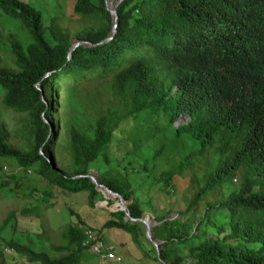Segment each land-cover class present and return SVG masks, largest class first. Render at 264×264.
I'll return each mask as SVG.
<instances>
[{
    "label": "trees",
    "instance_id": "1",
    "mask_svg": "<svg viewBox=\"0 0 264 264\" xmlns=\"http://www.w3.org/2000/svg\"><path fill=\"white\" fill-rule=\"evenodd\" d=\"M59 3L63 13L89 17L91 24L70 31L61 15L45 14L38 1L0 0V14L26 34L23 39L8 31L2 44L13 66L0 64V105L25 112L22 122L29 130L21 148L8 141L0 123V159L68 191L85 190L89 205L104 199L109 217L101 227L128 230L135 238L141 222L123 219L116 196L104 198L87 176H76L95 168L98 180L127 200L131 216L151 213L167 264H264V0H119L115 31L103 42L98 41L111 19L104 0ZM71 34L90 44H76L67 56ZM92 76L102 77L95 98L102 96L104 103L77 114L66 94L74 88L67 87ZM142 111L161 115L166 124L143 157L137 154L140 136L129 138L140 161L144 198L117 158L108 157L119 123L136 121ZM181 112L188 118L174 124ZM60 119L68 172L53 153ZM14 183L17 193L32 197L20 213L38 215L50 191L28 184L24 191L20 181ZM153 194L161 195L154 200ZM169 213L174 215L164 218ZM13 215L9 209L0 217V232ZM80 223H65L56 244L41 232L24 231L19 240L9 236L0 247V264H7L4 248L35 264L100 257L84 232L90 226Z\"/></svg>",
    "mask_w": 264,
    "mask_h": 264
},
{
    "label": "rangeland",
    "instance_id": "2",
    "mask_svg": "<svg viewBox=\"0 0 264 264\" xmlns=\"http://www.w3.org/2000/svg\"><path fill=\"white\" fill-rule=\"evenodd\" d=\"M41 4L45 14L56 13L70 31L81 27L89 26L91 24L90 18L80 17L79 15L70 16L66 13V9L59 3L60 0H35ZM8 31H16L23 39L26 34L23 29L17 27L15 21L5 18L0 14V64L8 67L13 65L10 62V56L6 48H2V44L8 40ZM74 38L73 34L70 39ZM102 77L92 76L87 80L81 81L75 85H70L67 89V97L70 99L71 106L73 105L76 113L79 114L81 109L88 108V113L93 112V108L98 109L103 105L102 96L99 100L95 96L99 95L96 88L100 86ZM64 86H60L61 97L64 95ZM72 96V98L70 97ZM76 105H75V104ZM79 107V108H78ZM82 107V108H81ZM59 108V107H58ZM56 107V110H60ZM26 116L25 112H16L11 109H5L0 105V123L7 129L8 141L18 147H23L29 137V130L23 124V117ZM59 117L63 115L59 114ZM45 119V118H44ZM184 120L186 118H183ZM65 121L60 119L59 130L60 132L57 140L53 143V153L56 158V164L62 170L68 172L70 169V158L68 153V138L64 134ZM87 126L89 121L86 120ZM175 124V122H174ZM165 119L161 115L154 113L148 114L147 111L139 112L136 121L132 118H127L122 123H119L117 128L112 133L109 141L108 157H116L118 161V168L120 171H127L131 186H133L137 194L145 197L147 192L144 183L141 182L142 174L138 172L139 158L149 154L155 146V138L160 137L165 132ZM139 137L140 146L137 149V154L133 152L132 144L129 138L132 136ZM137 142V143H138ZM129 160L131 163H128ZM110 165L114 164L113 161L109 162ZM98 178V172L95 168L87 169ZM7 175H13L9 178L8 182H4L2 178ZM239 175L234 176V181L237 182ZM0 181L2 186L0 188V217L3 216L7 210L13 209L14 215L5 225L0 232V247L5 244V240L12 236L16 239L23 237L24 231L41 232L46 240L56 244L59 241V232L65 223L68 221H79L80 224L92 226L101 230L102 237L114 245V251L120 257L119 260H104L100 261L97 257L91 259H83L75 264H158L154 248L147 238H145L142 231L144 226L139 223L138 230L136 231L135 238L131 231L124 230L118 227H101V223L109 217L108 208L106 203L89 205L86 199V191H68L55 184L48 183L43 177L34 173L30 168H23L15 161L0 159ZM15 181H20V187L26 191L30 186H38L46 188L50 191L47 205H38V215L22 214L19 209L24 202H30L32 197L22 196L16 192ZM15 189H12L14 188ZM180 191L176 193L179 195ZM161 194H153V199ZM155 196V197H154ZM177 207V205H175ZM146 212H144L145 214ZM173 214V213H170ZM174 215V214H173ZM165 218V216H164ZM138 222V221H137ZM45 243V241H44ZM45 245V244H44ZM57 253V252H55ZM3 256L7 264H35L34 262H27L23 256L13 252L10 249L4 248ZM159 261V260H158Z\"/></svg>",
    "mask_w": 264,
    "mask_h": 264
},
{
    "label": "water",
    "instance_id": "3",
    "mask_svg": "<svg viewBox=\"0 0 264 264\" xmlns=\"http://www.w3.org/2000/svg\"><path fill=\"white\" fill-rule=\"evenodd\" d=\"M118 1L119 0H115V1H113V0H104L105 8L108 9V11L110 13V17H111V19H110V29H109L108 34L105 37H103L102 39H100L98 42H103V41L109 39L112 36V34L114 33V31H115V25H116V22H117V20H116L117 19V13H116V10H115V5H116V3ZM81 42L90 44V42L88 40H80V39L72 38L71 41H70V45H69V47L67 49V56H69L70 50L76 44L81 43ZM186 116L187 115H185L183 113H180L178 115V117L174 120L175 124L178 123V122H181L182 119L184 117H186ZM43 119H44V117H43ZM81 175L87 176L93 182L95 188L102 192V195H103L104 198L111 197V196H116L117 197L118 202H119V204L121 206V209L123 210V219H128V220H131V221L138 220V221H140L143 224V226H144V229H143L144 236L152 244V246L154 248V251H155V256H156L157 260H159L160 262H162L164 264H167V261L164 260V258L160 254V245H161L162 239L157 238L156 236H154L153 235V231L151 230V226L156 222L154 217L152 215H150L149 212H146L144 214V216H137V217L131 216L129 214L128 210H127V207H126V204H125V200L122 198V195L120 193L110 189L103 182H100L98 180V178L96 177V175H94L91 172L76 174V176H81ZM104 203H105L104 199H101V200L95 202V204H104ZM171 216H173V214H168V215L165 216V218L166 217H171Z\"/></svg>",
    "mask_w": 264,
    "mask_h": 264
},
{
    "label": "built area",
    "instance_id": "4",
    "mask_svg": "<svg viewBox=\"0 0 264 264\" xmlns=\"http://www.w3.org/2000/svg\"><path fill=\"white\" fill-rule=\"evenodd\" d=\"M84 232L86 237L91 242L89 243V247L92 251L98 253V255L102 258L107 259H116L119 260L120 257L117 254H114L112 251V244L106 242L101 236L93 230L91 227L84 228Z\"/></svg>",
    "mask_w": 264,
    "mask_h": 264
},
{
    "label": "clouds",
    "instance_id": "5",
    "mask_svg": "<svg viewBox=\"0 0 264 264\" xmlns=\"http://www.w3.org/2000/svg\"><path fill=\"white\" fill-rule=\"evenodd\" d=\"M181 113H183V114H185V115H187L186 113H184V112H181ZM178 117V116H177ZM184 118H188V115L186 116V117H184ZM182 121H184V119H182ZM129 200V199H128ZM126 201L127 200H125V204H126ZM145 212H148V211H145ZM150 213V212H149ZM170 214V213H169ZM150 215H151V213H150ZM142 216H144V214L142 215ZM172 217V216H171ZM134 221H138V220H134ZM146 238V237H145Z\"/></svg>",
    "mask_w": 264,
    "mask_h": 264
},
{
    "label": "crops",
    "instance_id": "6",
    "mask_svg": "<svg viewBox=\"0 0 264 264\" xmlns=\"http://www.w3.org/2000/svg\"><path fill=\"white\" fill-rule=\"evenodd\" d=\"M100 261H104V260H110V259H107V258H102V257H97Z\"/></svg>",
    "mask_w": 264,
    "mask_h": 264
},
{
    "label": "bare ground",
    "instance_id": "7",
    "mask_svg": "<svg viewBox=\"0 0 264 264\" xmlns=\"http://www.w3.org/2000/svg\"><path fill=\"white\" fill-rule=\"evenodd\" d=\"M116 28V27H115Z\"/></svg>",
    "mask_w": 264,
    "mask_h": 264
}]
</instances>
